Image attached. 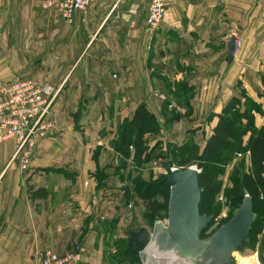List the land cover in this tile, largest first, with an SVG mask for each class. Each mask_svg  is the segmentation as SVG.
I'll list each match as a JSON object with an SVG mask.
<instances>
[{
    "label": "crops",
    "instance_id": "0c3cea01",
    "mask_svg": "<svg viewBox=\"0 0 264 264\" xmlns=\"http://www.w3.org/2000/svg\"><path fill=\"white\" fill-rule=\"evenodd\" d=\"M50 1L0 0V89L15 77L51 87L46 134L19 150L15 137L0 140V264L78 244L72 264H104L120 236L118 172L129 163L112 143L138 104L162 125L152 142L175 141L177 121L187 138L195 130L206 138L217 121L208 115L244 84L263 110L255 124H264V0H172L154 27L147 0H93L69 20ZM180 80L186 100L173 95ZM165 92L177 118L164 116Z\"/></svg>",
    "mask_w": 264,
    "mask_h": 264
},
{
    "label": "rangeland",
    "instance_id": "374dc122",
    "mask_svg": "<svg viewBox=\"0 0 264 264\" xmlns=\"http://www.w3.org/2000/svg\"><path fill=\"white\" fill-rule=\"evenodd\" d=\"M245 90L246 91V85L242 84L240 87V91ZM239 93V92H238ZM165 95H160L161 98H164V107L166 108L165 115H171L172 118L175 116L174 110L171 109V105H174L173 100H171V103L166 101L168 98L166 92ZM236 94V93H235ZM234 94V95H235ZM243 95V96H242ZM176 99V97H174ZM179 99H184L183 97ZM179 99H177V102H179ZM244 94H241V100H244ZM255 100V99H254ZM256 101V100H255ZM213 113V112H212ZM255 114V112H254ZM177 118V116H175ZM194 124L191 122L189 124L190 127H192ZM162 126V125H161ZM188 126V124H187ZM185 125L183 126V123L177 121L174 125V129H179L176 132H172L171 135L176 139L175 141H168V140H160L161 143L158 147H156L154 153H156V157L151 158L149 161L145 162L144 166L139 164L136 165L134 155H135V147L134 143L132 142L128 149L130 150V155L127 157L129 163L127 167H121L122 169L119 170L118 174L124 178V202L122 198V209H119V213L122 212V222L120 223V227H118V232L120 233V236L117 237V239H114L113 245L109 248L112 249L114 252L113 255L116 256H110V260L106 258V261L104 264H146L144 253L138 252L134 250V243L128 245L127 244V236H128V229H139L141 226H146L150 233L153 232L154 223L156 221L162 222V231L160 233H167L166 241L163 242L164 247H168L173 243L174 240L178 238V235L173 229L169 226V217H168V200L170 195V185L168 183L162 184L160 183V176H164L169 171V166L171 167H177L180 169H187L190 166H195L199 172L202 169V165H204L208 160L205 156L201 155V148L203 145V141L205 140L204 134L206 133L205 130L202 131L203 136L200 135V132H196L195 134H191L190 137L187 138L188 129ZM122 125L118 127V130L120 132ZM181 127V128H180ZM161 128L157 133H147L144 135L147 140L148 147H151L154 145V143L157 141L155 140L152 142L153 138H156V136H162ZM198 127H196L197 129ZM185 131V133H184ZM153 135V136H151ZM249 135L246 134L243 138V141L245 142L246 148L242 150L241 152H237L234 154H229L225 157H223L222 160H215V162L218 164V167H221V170H218L216 173V178L213 181H208L207 184L204 185V187H207L208 190L204 194V187L201 186V196L200 201H209L208 206L203 210L202 212L198 211L199 214H205V215H211V218L209 221L206 222L205 226L200 228L198 232L199 239H204L208 237L218 226H220L222 223L226 222L234 213V211L237 209L240 203H237L234 200H230L227 196V191L232 192V183H233V176L236 174L237 176H240V171H246V173L251 172L250 168V150L248 149V143L250 140ZM176 137V138H175ZM180 137H184L182 140ZM187 138V140L185 139ZM189 143L188 149H181V150H175L172 149L171 152L166 151L167 143H176L178 145L184 144L186 141ZM159 140V139H158ZM182 141V142H181ZM180 142V143H179ZM113 145V143H112ZM161 150V151H160ZM149 152V151H148ZM165 152V153H164ZM145 153V152H144ZM143 153V154H144ZM121 155V163L125 162L126 156L123 153H120ZM198 172V174H199ZM198 177V175H197ZM246 178V177H245ZM163 179V178H162ZM250 179V178H249ZM248 178L247 182L245 183V194H249L251 201L252 199V183H250ZM164 180V179H163ZM143 181L146 184L145 186H141V182ZM199 182V180H198ZM153 183L152 188L148 186L147 184ZM125 186H127V190ZM153 190V196L143 198L141 195H146L147 191ZM203 190V194H202ZM259 194V193H258ZM263 194L264 199V193ZM116 195V193L114 194ZM261 198V197H260ZM200 204V203H199ZM253 204V203H252ZM264 205V201H262L259 206H256L257 212L253 210L254 217L253 220L258 217L260 214V209ZM264 208V206H263ZM108 213L110 215L115 214L113 212V209L111 207H108ZM256 213V214H255ZM264 227L260 229H254L253 235L251 238H249L248 233V239L251 240L249 244L251 246H246L242 244V249H236L233 250L230 254V260L226 264H263L260 256L262 252L264 251V239L262 238V232ZM157 234H152L151 239H155ZM175 236L177 237L175 239ZM169 238V239H168ZM122 239V240H120ZM247 239V240H248ZM124 247V248H123ZM152 246L149 247L151 249ZM44 249H50V248H44ZM40 249V250H44ZM124 249V250H123ZM127 249V250H126ZM148 249V250H149ZM52 250V249H50ZM54 251V250H53ZM124 253V256L119 259L118 256L121 253ZM66 254V253H65ZM64 254V255H65ZM128 255V256H126ZM247 255H252L251 257H247ZM109 257V255H108ZM110 261V262H109Z\"/></svg>",
    "mask_w": 264,
    "mask_h": 264
},
{
    "label": "trees",
    "instance_id": "16d2710c",
    "mask_svg": "<svg viewBox=\"0 0 264 264\" xmlns=\"http://www.w3.org/2000/svg\"><path fill=\"white\" fill-rule=\"evenodd\" d=\"M261 83L264 86V75L261 76ZM241 94H244V100H241ZM173 95L175 97H183L185 100L188 99V97L190 96L188 83L185 80L176 82ZM262 95H264V90ZM168 100L169 99H167L166 101ZM262 111L263 110L260 103L255 101L247 93V91L241 90L239 91V93L232 95L219 112L210 113L208 117L216 115L217 121L212 128V132L208 137L205 138V141L202 145L201 155L205 156L208 161L204 165H202V169L198 174L199 184L203 187L208 183L209 180H215V178L217 177L216 173L218 172V170H221V167H218V164L215 162V160H222L223 157L229 154H234L244 150L246 146L243 138L246 134H248V137H250L248 149L250 150L251 172L246 173V171H240V176L237 177L235 174L233 176V183L231 186L232 192L227 191V196L230 200H234L237 203H240L245 194V183L247 182V178H250L249 182L252 183L253 188L251 197L253 199L252 208L254 212H257L256 206H259V204L264 201V199L262 200L263 194H260L262 192L264 193V124L257 126L254 121V112ZM179 115L180 114L178 112L175 113V116ZM160 127L161 125L156 115L147 107L144 102H141L136 106L131 117L126 119V121L122 124L117 138L113 141V147L118 152L122 154L124 153L127 158L130 155L128 146L133 142V145L135 147V163L138 166L139 164L140 166H144L145 162L149 161L151 158L156 157V153H154V151L156 147H158L161 143L160 140H157L154 145L148 147L147 140L144 135L147 133H157L160 130ZM187 142L188 141H186L183 145H178L171 142L167 143L166 151L171 152L173 148L175 150L188 149L190 146L189 143L187 144ZM170 168L171 166H169L168 171H170ZM162 178L163 177L160 176V183L165 184L166 181ZM138 182H141L140 184L142 187L146 185L143 181ZM147 185L152 188L153 183ZM125 188L126 191H128L127 186H125ZM203 190H205V194L208 188L204 187ZM153 194V190L151 189L150 191L146 192V195H141V197L146 198L153 196ZM208 202V200H205L203 202L200 201L199 211L202 212L203 210H205V208L208 206ZM263 206L260 209L261 215H258V217H256L251 223V227L248 232L249 238H251V236L253 235L254 229H260L264 227ZM262 238L264 239V229L262 232ZM249 242H251V240L249 239L243 240L242 244L251 246ZM123 256L124 253L122 252L118 256V258L121 259ZM251 256L252 255H247V257ZM260 258L264 264V251L262 252Z\"/></svg>",
    "mask_w": 264,
    "mask_h": 264
},
{
    "label": "built area",
    "instance_id": "2783aa9c",
    "mask_svg": "<svg viewBox=\"0 0 264 264\" xmlns=\"http://www.w3.org/2000/svg\"><path fill=\"white\" fill-rule=\"evenodd\" d=\"M93 0H52L66 20L74 11L85 9ZM172 0H147L145 21L156 26L163 19ZM0 140L15 137L17 150L25 143L31 146L37 137L44 136L50 126L46 114L50 103L51 87L31 77H15L1 87ZM26 155L29 151H25ZM26 161V160H25ZM25 166V164H24ZM87 183V181H85ZM83 249L78 244L75 251L58 254L50 249L38 250L32 264H72Z\"/></svg>",
    "mask_w": 264,
    "mask_h": 264
},
{
    "label": "water",
    "instance_id": "95a60500",
    "mask_svg": "<svg viewBox=\"0 0 264 264\" xmlns=\"http://www.w3.org/2000/svg\"><path fill=\"white\" fill-rule=\"evenodd\" d=\"M236 37L232 35L227 46V60H231L232 53L235 47ZM193 168L194 173L189 172ZM199 170L195 166H190L187 169H180L171 167L170 171L163 176V179L170 185V195L168 200V217L169 226L178 235L175 236L173 243L179 240L181 233L177 229V222H186L190 217L196 216L199 218V224L196 227V237L200 228L204 227L209 221L211 215L199 214L198 206L200 203L201 186L198 182ZM254 212L252 210V201L249 194H244L242 202L234 211L232 216L220 226H218L208 237L199 239L200 241H207L209 246L214 248H225L229 255L226 264L230 260V254L233 250L242 249L243 240L248 239V232L253 221ZM152 234L159 233L166 241L167 233H160L162 229V222L156 221L154 223ZM152 234L144 225L139 229H128L127 244L134 243V250L143 252L145 247L150 244ZM169 239V238H168ZM171 243V244H173Z\"/></svg>",
    "mask_w": 264,
    "mask_h": 264
},
{
    "label": "bare ground",
    "instance_id": "6f19581e",
    "mask_svg": "<svg viewBox=\"0 0 264 264\" xmlns=\"http://www.w3.org/2000/svg\"><path fill=\"white\" fill-rule=\"evenodd\" d=\"M189 172L194 173L193 168ZM199 218L192 216L185 223L177 222L181 233L178 241L168 247L162 244L164 238L158 234L143 251L146 264H222L229 255L225 248H214L207 241H200L195 234ZM152 246L151 249L149 247ZM149 249V250H148Z\"/></svg>",
    "mask_w": 264,
    "mask_h": 264
}]
</instances>
